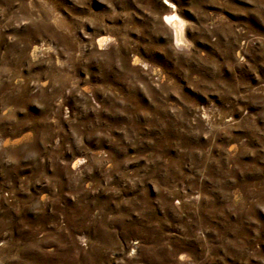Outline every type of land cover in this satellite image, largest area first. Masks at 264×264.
I'll return each mask as SVG.
<instances>
[{
    "label": "rangeland",
    "instance_id": "obj_1",
    "mask_svg": "<svg viewBox=\"0 0 264 264\" xmlns=\"http://www.w3.org/2000/svg\"><path fill=\"white\" fill-rule=\"evenodd\" d=\"M0 264H264V0H0Z\"/></svg>",
    "mask_w": 264,
    "mask_h": 264
},
{
    "label": "bare ground",
    "instance_id": "obj_2",
    "mask_svg": "<svg viewBox=\"0 0 264 264\" xmlns=\"http://www.w3.org/2000/svg\"><path fill=\"white\" fill-rule=\"evenodd\" d=\"M170 10H171V9H170ZM172 21H173V20H172ZM173 24L175 25V31H176V35H177L176 37H177V39L180 40V42H181V41H182V36H181V35H182V34H181V33H182V32H181V26H180V24H179L178 22H174ZM175 31H174V32H175ZM178 42H179V41H178Z\"/></svg>",
    "mask_w": 264,
    "mask_h": 264
}]
</instances>
